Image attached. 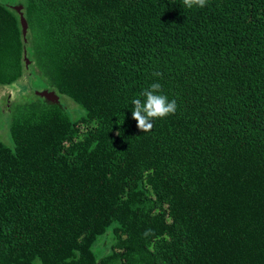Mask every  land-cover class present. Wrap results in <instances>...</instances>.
I'll return each mask as SVG.
<instances>
[{
	"label": "trees",
	"instance_id": "16d2710c",
	"mask_svg": "<svg viewBox=\"0 0 264 264\" xmlns=\"http://www.w3.org/2000/svg\"><path fill=\"white\" fill-rule=\"evenodd\" d=\"M19 5L27 37L0 0V85L37 75L85 114L13 106L0 264H264V0ZM154 82L178 107L143 133Z\"/></svg>",
	"mask_w": 264,
	"mask_h": 264
},
{
	"label": "rangeland",
	"instance_id": "374dc122",
	"mask_svg": "<svg viewBox=\"0 0 264 264\" xmlns=\"http://www.w3.org/2000/svg\"><path fill=\"white\" fill-rule=\"evenodd\" d=\"M22 1L24 0H1L3 4L10 8L18 6ZM45 90L53 91L51 87H49L46 82H43L37 75L31 78L29 75H26L11 87L0 85V139L7 146L15 148L10 137L12 121L17 114V110L13 106L32 101H41L44 103V99L37 97V92ZM60 101L68 106L71 111L73 110L74 113L80 107L72 99L65 96H60ZM78 112L75 113L76 117H82L85 114V111L82 109L79 113ZM111 241L112 239L109 236L99 237L94 245V252L97 258H101L107 254Z\"/></svg>",
	"mask_w": 264,
	"mask_h": 264
},
{
	"label": "clouds",
	"instance_id": "9594fccd",
	"mask_svg": "<svg viewBox=\"0 0 264 264\" xmlns=\"http://www.w3.org/2000/svg\"><path fill=\"white\" fill-rule=\"evenodd\" d=\"M185 6L191 8L198 6L203 8L207 4V0H184ZM156 77H161L162 73H153ZM162 86L158 82H154L150 87L141 93V98L132 100L134 108L132 110V119L136 121V127L143 133L150 132L154 127L156 119H162L169 115H173L177 111L176 100L169 101L168 97L162 94ZM119 135V132L117 133ZM151 230H146L147 235Z\"/></svg>",
	"mask_w": 264,
	"mask_h": 264
},
{
	"label": "water",
	"instance_id": "95a60500",
	"mask_svg": "<svg viewBox=\"0 0 264 264\" xmlns=\"http://www.w3.org/2000/svg\"><path fill=\"white\" fill-rule=\"evenodd\" d=\"M14 9L19 14L23 35H24V37H27L29 26H28V22L24 16V12H23L24 6L19 5V6L14 7ZM25 54H26V52H25ZM25 60H27V64H30V60H28L27 56H25ZM37 95L41 96L42 98H45L47 101H49L51 103H56V104L60 103V97L57 95V93L55 91L45 90L42 92H37Z\"/></svg>",
	"mask_w": 264,
	"mask_h": 264
}]
</instances>
